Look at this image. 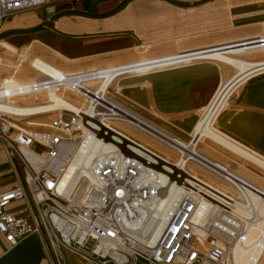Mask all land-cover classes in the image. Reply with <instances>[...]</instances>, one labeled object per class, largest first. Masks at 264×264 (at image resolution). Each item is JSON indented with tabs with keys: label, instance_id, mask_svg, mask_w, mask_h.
Returning <instances> with one entry per match:
<instances>
[{
	"label": "built area",
	"instance_id": "2783aa9c",
	"mask_svg": "<svg viewBox=\"0 0 264 264\" xmlns=\"http://www.w3.org/2000/svg\"><path fill=\"white\" fill-rule=\"evenodd\" d=\"M49 2L0 0V20ZM193 54L169 61L179 64L185 58L194 59ZM126 72L132 70L121 67L68 74L58 82V91L78 95L87 107H81L80 113L62 110L43 129L27 130L0 112V148L17 181L0 193V233L12 247L31 235L39 237L50 264H67L66 254L79 264H233L231 247L245 229L235 206L247 204V191L259 197L260 190L230 174L222 177L204 168L228 183L231 190L224 192L174 167L179 159L137 155L136 139L113 125L124 121L112 103L132 111L120 103L124 102L118 90H108L112 80ZM108 76L111 79L104 85ZM49 85L37 81L30 87L31 94L46 92ZM84 129L110 143L111 152L92 160L85 171L77 167L65 180L83 147ZM156 172L181 182L177 195L163 200L160 216L153 214L164 196V189L152 179ZM18 200H27L26 207L12 210L10 206ZM255 216L253 223L264 222L257 209ZM259 239L258 248L264 254V228ZM261 255L252 264H258Z\"/></svg>",
	"mask_w": 264,
	"mask_h": 264
},
{
	"label": "crops",
	"instance_id": "0c3cea01",
	"mask_svg": "<svg viewBox=\"0 0 264 264\" xmlns=\"http://www.w3.org/2000/svg\"><path fill=\"white\" fill-rule=\"evenodd\" d=\"M190 53L195 58H185L183 64L169 61ZM27 58L66 75L130 68L112 80L109 92L118 90L124 103L151 113L181 135L194 131L198 113L236 77L240 82L228 97L242 85L241 90L219 114L217 130L264 158V0H50L0 20V80L11 75L4 67ZM18 102L38 104L27 98ZM48 113L17 117L40 125L36 120ZM16 185L0 148V193ZM26 204L18 200L10 207L17 211ZM0 264L50 262L39 237L31 235L12 247L0 233Z\"/></svg>",
	"mask_w": 264,
	"mask_h": 264
},
{
	"label": "bare ground",
	"instance_id": "6f19581e",
	"mask_svg": "<svg viewBox=\"0 0 264 264\" xmlns=\"http://www.w3.org/2000/svg\"><path fill=\"white\" fill-rule=\"evenodd\" d=\"M223 61L228 62L230 64H234L235 61L232 59H225L222 58ZM182 64V63H180ZM156 66V65H154ZM241 70L244 69L243 65H238ZM32 67L41 73L42 78L39 80L34 81L33 83H30L28 85H22L18 84L14 79L8 78L3 81L2 86L0 87V112L5 113L7 115L12 116H29L34 113H47V112H56L65 110L72 113H80L81 107L77 108L75 105L71 104L70 102L64 101L61 97L58 96V82L61 80L67 79L66 74H63L62 72L57 71L56 69L50 67L49 65L45 64L44 62L40 60H36ZM246 67V66H245ZM236 77H234L235 79ZM106 82L104 85H107V83L110 81L111 77H106ZM226 82L218 91L215 93L212 101L210 104L203 109L201 112L204 111V114L200 118V120L197 123L196 129L192 131L194 132V140L190 141L187 145L184 144L183 140L176 138L174 136H169L163 134L160 135L157 131L156 127L147 122L146 120L130 113L125 108L121 107L120 105H117L115 103H112L119 111V114L122 115V121H124L127 124H130L140 131H144L150 135L153 136L154 133H157V135L165 139L169 144H166V142H163L160 140L159 137H155L158 139V141L164 143L166 146L176 150L181 156L179 157V160L174 164L175 166L184 168L186 171L190 172L191 170L187 169V164H189L190 161L197 162L201 165L203 168L212 169L214 172L218 173L220 176L226 177V174H230L236 178H238L241 181H246L244 179H241L237 175L230 173L229 170L220 163H216L213 161H210L209 159L205 158L202 154L199 155L195 151V146L201 137H207L209 139H212L213 141L217 142L221 146L227 148L228 150L237 153L238 155H241L245 157L248 160H251L264 168V158L258 157L256 155H253L252 153H249L245 149H242L238 145H235L236 143L231 142V139L229 140L225 135H223L220 131H218L214 127V123L219 116V114L227 108V97L229 93L231 92V89L233 90L234 87L240 82H237L235 80ZM37 81H45L47 84H50L48 89L45 91L48 92L50 100L48 101L49 104L43 105V106H37V107H16L10 105L7 101L13 99L16 96H24L31 94L30 87L32 84L36 83ZM233 83V84H231ZM21 89L22 93L19 94L18 90ZM65 90V89H64ZM117 115V114H114ZM46 124H40L39 126H45ZM159 130V129H158ZM160 131V130H159ZM123 134H128V131H122ZM154 132V133H153ZM162 132V131H160ZM153 133V134H152ZM164 133V132H163ZM84 141H83V147L81 148V151L79 154H77L72 161L65 180H68L71 177V174L75 171L77 167H79L82 171H85L87 166L90 165L92 160L95 158H101L106 155L110 154V150L112 149V146L108 142H102L101 139L96 138L93 136L89 131L84 129ZM130 134V133H129ZM128 134V135H129ZM127 135V136H128ZM136 139V142L138 144L136 148L137 155L138 153L141 155H146L150 157H162L165 160H169L170 156L162 154L159 151H156L154 148H152L148 143H144L143 141H140L138 137L133 136ZM154 137V136H153ZM193 137V136H192ZM182 141V142H181ZM176 146L177 148H175ZM191 147V149H190ZM245 148V147H244ZM190 150V155L183 154V151ZM188 152V151H187ZM193 177L198 176V174L190 172ZM152 179L155 178L156 181L159 183V186L161 189H164V196L160 200V204L156 205V208L153 211V214L155 215H161L162 213V205L165 203L163 200L165 198L172 199L177 195L179 192V186L181 182L174 183L172 179H168V177L165 176L163 173L156 172L151 175ZM205 185L215 188L212 182L203 179L202 180ZM235 184H237L236 181ZM246 183L251 185L252 183L246 181ZM213 184V185H212ZM254 185V184H253ZM206 186V187H207ZM256 186V185H255ZM260 192L261 196H256L249 191H247L246 194V203H237L235 206V210L245 223V229L240 233L239 239L233 244L230 250L231 257H233L232 262L233 264H252V261L254 258H258L262 251L258 248L260 243V232L264 228V222L261 224L258 222V224L253 223V219L256 213V209L259 211L261 216L264 218V188L256 186ZM223 191V190H222ZM225 192V191H224ZM260 206V208H259ZM203 224V223H202ZM200 224V226H202ZM202 232V229H200ZM264 254L261 255L260 261L258 264L262 263L264 261Z\"/></svg>",
	"mask_w": 264,
	"mask_h": 264
},
{
	"label": "rangeland",
	"instance_id": "374dc122",
	"mask_svg": "<svg viewBox=\"0 0 264 264\" xmlns=\"http://www.w3.org/2000/svg\"><path fill=\"white\" fill-rule=\"evenodd\" d=\"M33 60L31 58H29V59L27 58L24 60V62L19 63L18 66L16 65L13 68L4 67V69L9 70L11 72V75H8L7 77L0 80V87L3 84V81L5 79H8V78H12L18 84H22V85H25V84L28 85L30 83H33L36 80L41 79L42 78L41 73L32 67L33 62H34ZM13 73H15V75H12ZM17 77H20L21 79H17ZM241 87H242V85L240 87L236 88L228 97L227 103L230 104L228 108H230V106L232 105L233 98H235L239 95ZM48 94H49L48 92H41L38 94H28V95H24V96H16L13 99L8 100L7 102L12 106L26 107V106L19 104L18 101L22 98H27V99L31 100V102H33V103H38V104H35L36 106H40V105L43 106V105L49 104L48 101L50 100V97ZM58 96L61 97L64 101H66L68 103L70 102L71 104L75 105L77 108L83 107L85 109L87 107V103L83 99H81L78 95L67 91L66 89L65 90H59ZM118 102H120V101H118ZM120 103L122 105H124L126 108H128L130 111H132L133 112V113L131 112L132 114H134V115L146 120L147 122L153 124L156 127V129L160 135H163L165 133H166L165 135L169 134L171 136H174L176 138L183 140L184 141L183 143L186 145L190 141L194 140V132L193 133L191 132V134H189V135H181V134L177 133V131H175L172 127H170L167 123L156 118L151 113H148L144 110L133 107L132 105H130L128 103H122V102H120ZM35 105L29 106V107H35ZM61 111L51 112L48 114H41V116L39 117V120H36V123L48 124L53 118H55L58 114H60ZM198 114H199V116L202 117V115L204 114V111L200 112ZM8 117L11 118L13 121L18 122V124L21 127L25 128L27 130L35 131V130L43 129V127H41L39 125L29 124V121H26V119H27L26 117H17V116H12V115H9ZM200 118H199V120H200ZM113 125L122 131H126V132L128 131V134L130 133L131 136H135V137L137 136L140 141H143L144 143H148V145H150L156 151H159L162 154L170 156L172 158V160H174V161H177L180 157V154L176 150L166 146L164 143L158 141V139L155 138V137H159L157 135V133L153 132L154 133V134L152 133L154 136L153 137L152 135H150L144 131H140L136 127H134L130 124H127L125 122H114ZM214 127L216 129H218L216 126V121L214 123ZM158 129L162 132H160ZM194 129H196V127ZM169 135H167V136H169ZM171 136H169V137H171ZM192 138H193V140H192ZM160 140L163 142H166V144H169L165 139L160 138ZM169 145H172V144H169ZM174 147L177 148L176 146H174ZM190 149H191V147H190ZM195 151L197 153H199V155L202 154L205 158L209 159L210 161L220 163L221 165L225 166L227 168V170L230 171V173L237 175L241 179H244V180H246V181H248V182H250L256 186L264 188V168H262L261 166H259L255 162L248 160L245 157L228 150L227 148L221 146L217 142H215L212 139H209L207 137L199 138V140L195 146ZM182 153L187 154V155L191 154L190 150L183 151ZM187 169L191 170L193 173L198 174L199 177H202L203 179L212 182L214 185L219 187L221 190L222 189H226L228 191L231 190L228 183L225 180L219 178L218 176L210 174L203 167L197 165L193 161H190L189 164H187ZM223 191H225V190H223ZM232 259H233V257H232ZM68 261H69V264H75V259L73 256H68ZM260 264H264V261H262V263H260Z\"/></svg>",
	"mask_w": 264,
	"mask_h": 264
}]
</instances>
